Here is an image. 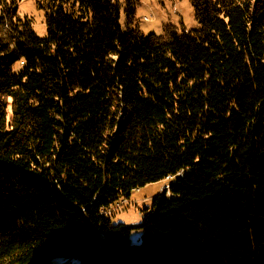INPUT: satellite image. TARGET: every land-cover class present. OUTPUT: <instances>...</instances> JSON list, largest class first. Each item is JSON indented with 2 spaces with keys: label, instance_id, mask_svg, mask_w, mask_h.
Instances as JSON below:
<instances>
[{
  "label": "trees",
  "instance_id": "trees-1",
  "mask_svg": "<svg viewBox=\"0 0 264 264\" xmlns=\"http://www.w3.org/2000/svg\"><path fill=\"white\" fill-rule=\"evenodd\" d=\"M0 0V264H264V0H191L146 34L120 0ZM169 176L172 178L168 179ZM168 181L142 230L102 215Z\"/></svg>",
  "mask_w": 264,
  "mask_h": 264
},
{
  "label": "rangeland",
  "instance_id": "rangeland-1",
  "mask_svg": "<svg viewBox=\"0 0 264 264\" xmlns=\"http://www.w3.org/2000/svg\"><path fill=\"white\" fill-rule=\"evenodd\" d=\"M46 0H19V13L32 19L37 35L45 37L48 33L47 12L41 6ZM122 6L121 22L127 28L130 12H134L132 27H138L146 34L164 33L166 26L174 25L180 30H192L199 27L195 9L191 0H120ZM168 181L147 185L133 192L130 199L122 200V205L112 208L113 222L135 227L132 232L133 242H138L142 235L139 227L143 223L144 207H151L153 198L167 187ZM127 200V201H126ZM102 213V212H101ZM73 259L52 261V264H71Z\"/></svg>",
  "mask_w": 264,
  "mask_h": 264
},
{
  "label": "built area",
  "instance_id": "built-area-1",
  "mask_svg": "<svg viewBox=\"0 0 264 264\" xmlns=\"http://www.w3.org/2000/svg\"><path fill=\"white\" fill-rule=\"evenodd\" d=\"M170 178H172V176H169V179H170ZM164 189H169V185L167 184V187L164 188ZM126 201H127V200H126ZM122 204H123V202L119 203L118 206H119V205H122ZM123 205H124V204H123ZM112 211H113L112 209H104V210H103V213H101V214H102V215L109 216V215L112 214Z\"/></svg>",
  "mask_w": 264,
  "mask_h": 264
},
{
  "label": "water",
  "instance_id": "water-1",
  "mask_svg": "<svg viewBox=\"0 0 264 264\" xmlns=\"http://www.w3.org/2000/svg\"><path fill=\"white\" fill-rule=\"evenodd\" d=\"M53 262H50V263H48V264H52Z\"/></svg>",
  "mask_w": 264,
  "mask_h": 264
},
{
  "label": "bare ground",
  "instance_id": "bare-ground-1",
  "mask_svg": "<svg viewBox=\"0 0 264 264\" xmlns=\"http://www.w3.org/2000/svg\"><path fill=\"white\" fill-rule=\"evenodd\" d=\"M168 179H169V177H168Z\"/></svg>",
  "mask_w": 264,
  "mask_h": 264
}]
</instances>
